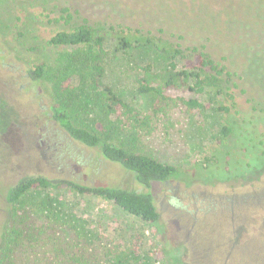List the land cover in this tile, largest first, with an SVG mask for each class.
Listing matches in <instances>:
<instances>
[{
	"label": "rangeland",
	"instance_id": "rangeland-1",
	"mask_svg": "<svg viewBox=\"0 0 264 264\" xmlns=\"http://www.w3.org/2000/svg\"><path fill=\"white\" fill-rule=\"evenodd\" d=\"M249 2L0 0V228L6 219L7 189L21 177L39 173L51 179L151 193L159 215L154 225L100 199L59 190L38 192L41 198L52 199L59 222L78 229L100 259L99 251L105 248L126 247L129 254L124 264H264V161L251 164L238 178H207L203 162L214 151L224 121L212 108L211 96L171 93L205 106L176 110L175 124L167 133L143 137L139 152L178 168L177 175L144 189L129 172L103 159L98 149L68 139L50 121L51 85L32 81L29 74L41 64L49 71L75 70L76 76L71 77L75 100L91 83L88 70L76 57L83 50L48 45L55 32L82 24L108 32L118 27L151 30L184 48L205 47L220 62L230 58L238 84V108L264 111V54L256 47L259 44L264 52V22L260 23L264 20L253 22L260 13ZM255 2L260 12L264 0ZM225 12L233 21L226 22ZM169 62V56L152 46L125 52L106 49L98 84L137 106L135 92L142 68L148 65L158 71ZM176 68L183 71L184 65L176 62ZM185 84L193 83L187 79ZM70 113L76 122L87 121L78 105Z\"/></svg>",
	"mask_w": 264,
	"mask_h": 264
},
{
	"label": "trees",
	"instance_id": "trees-1",
	"mask_svg": "<svg viewBox=\"0 0 264 264\" xmlns=\"http://www.w3.org/2000/svg\"><path fill=\"white\" fill-rule=\"evenodd\" d=\"M249 3L250 7L255 3V13H260L254 15L253 22L259 18L264 20V5L258 12V3L255 0ZM225 14L226 22L233 21L228 12ZM47 44L83 50L76 57L88 70L91 81L87 91L82 90L83 94L80 92L74 100L71 77L75 70L71 73L60 69L49 71L45 64L30 70L32 81L51 85L48 91L50 121L71 141L85 148L98 149L103 159L129 172L142 188L163 183L178 173L177 167L138 151L143 137L159 131L167 133L175 124L172 119L174 111L203 109L205 106L197 99L174 97L173 92L207 94L212 98V108L224 116L214 151L203 162L207 178H238L250 169L251 164L264 161V111L238 108L235 93L238 84L230 58H222L224 63H221L205 47L193 45L184 48L151 30L118 27L108 32L85 24L55 32ZM151 46L169 56L170 62L158 71L148 65L142 68L135 92L139 101L137 106L126 103L112 88L98 84L104 71L101 62L106 49L125 52ZM258 46V51L264 54ZM176 62L184 65L183 71L177 70ZM187 79L192 81V86L185 84ZM81 97L85 98L83 102ZM75 105L87 115L86 122L73 120L70 111ZM54 190L100 199L148 224H156L159 218L154 199L148 191L86 185L74 180L51 179L39 173L28 174L18 179L5 193L6 219L0 228V264L126 262L128 248H105L99 251L102 252L100 259L97 251L85 243L89 241L78 229L74 231L65 222H59L52 208V199L47 196L41 198L38 193ZM34 192L36 197H33ZM39 199L40 202L35 203Z\"/></svg>",
	"mask_w": 264,
	"mask_h": 264
}]
</instances>
